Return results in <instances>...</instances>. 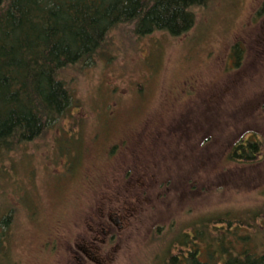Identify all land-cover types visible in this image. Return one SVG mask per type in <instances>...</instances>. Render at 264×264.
Returning a JSON list of instances; mask_svg holds the SVG:
<instances>
[{
    "label": "rangeland",
    "instance_id": "1",
    "mask_svg": "<svg viewBox=\"0 0 264 264\" xmlns=\"http://www.w3.org/2000/svg\"><path fill=\"white\" fill-rule=\"evenodd\" d=\"M194 14L180 36L138 35L122 24L92 63L64 70L72 94L67 112L1 155L0 220L8 224H0V264H54L56 237L62 232L67 244L76 231L85 187L121 160L119 152L116 159L95 155L139 137L154 151L150 137L162 140L177 129L190 132L176 148L189 160L166 168L172 180L160 182L112 264L171 263L187 253L182 233L198 228L208 236L239 225L250 249L264 252V0H207ZM69 130L84 137L70 143ZM249 139L257 150L248 160L236 149L245 152ZM89 142L95 155L87 154ZM70 148L77 158L69 170ZM198 247L200 259H210L205 244Z\"/></svg>",
    "mask_w": 264,
    "mask_h": 264
},
{
    "label": "trees",
    "instance_id": "2",
    "mask_svg": "<svg viewBox=\"0 0 264 264\" xmlns=\"http://www.w3.org/2000/svg\"><path fill=\"white\" fill-rule=\"evenodd\" d=\"M206 1L0 0V161L67 112L72 94L64 70L92 63L118 26L133 24L138 35L163 31L180 36L193 26L194 8ZM236 56L239 61V49ZM255 150V141L248 140L238 155L249 160ZM205 234L201 228L182 233L180 247L186 246L187 253L173 255L168 264H182V257L186 264H264V252L250 249L251 239L239 225ZM201 243L207 261L200 259Z\"/></svg>",
    "mask_w": 264,
    "mask_h": 264
},
{
    "label": "flooded vegetation",
    "instance_id": "3",
    "mask_svg": "<svg viewBox=\"0 0 264 264\" xmlns=\"http://www.w3.org/2000/svg\"><path fill=\"white\" fill-rule=\"evenodd\" d=\"M117 104L118 102L115 101L108 106L111 107L108 115L117 114L113 110ZM75 132L76 130H69L68 132L70 143H75L84 137L78 136ZM189 133V130H166L162 140H160V134L156 137H150L149 139L154 143L151 145L154 151L149 145L145 147L140 137L128 138L131 144L128 143V139L122 143H116L115 147H112L107 154L105 152L95 155L94 152L90 151L91 142L87 143V154L95 155V159L98 157L105 158V155L109 158L110 154L112 158L116 159L117 152H119L121 160L115 166H110V170L106 171L103 176H98L97 183L93 184L91 180V183L85 187L83 195L86 197L84 200L86 206L77 210V212L79 211L78 215H81L74 218L76 221L79 220L75 223L76 231L69 234V239H65L67 244L61 243L62 232L56 237V241L60 242L61 247L58 252L59 244L56 242L58 255L54 264H112L128 239L130 231L135 227V223L141 214L143 215L147 205L155 198L153 195L157 187L162 186L160 182L166 181L167 183L172 180L166 168L173 164L177 166L184 163V160H189L178 156L181 152L176 149L182 143L190 140ZM73 135L77 138H73ZM99 138L100 136L97 135L89 139L94 142ZM175 138L181 142L173 148ZM194 141L195 139L192 137L193 145ZM203 141L202 135L198 138L197 146L202 145ZM245 141L243 146L247 147L248 140ZM69 153L72 154V158L66 164V168L70 170L76 166L77 153L74 150ZM236 153L237 155L242 154V152L238 153V149H236ZM186 156L184 154V157ZM198 157L196 160H199ZM86 158L84 157L82 162ZM99 158L96 160H100ZM194 161L195 159L192 160V162ZM83 210L84 212H81ZM10 211L13 210L10 209ZM8 219H11V215ZM59 254L61 255L60 260L57 259Z\"/></svg>",
    "mask_w": 264,
    "mask_h": 264
}]
</instances>
